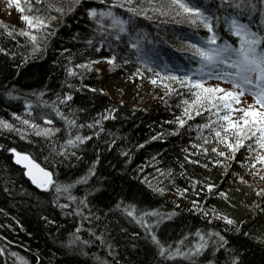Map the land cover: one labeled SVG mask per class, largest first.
Segmentation results:
<instances>
[{
    "label": "trees",
    "instance_id": "obj_1",
    "mask_svg": "<svg viewBox=\"0 0 264 264\" xmlns=\"http://www.w3.org/2000/svg\"><path fill=\"white\" fill-rule=\"evenodd\" d=\"M9 2L0 0V5ZM112 2L81 0L73 5L72 0H41L39 4L19 0L25 15H40L49 24L35 34L36 51L29 37L20 35L27 27L0 22V120L12 126H0V249L4 250L0 264H264V179L258 187L246 174L257 169L251 166L257 163L264 177V164L255 162L248 150L250 143L254 149L257 146L246 140L231 159V150L204 127L217 120L215 109L200 108L201 114L196 115V109L183 103L193 98L188 88L161 80L168 74L165 62L173 69L197 67L188 58L185 40L191 36L194 42L193 32L206 38L207 30L193 29L181 17L160 16L150 9L151 19L136 17V29L146 33L145 54L156 62L149 72L129 48L127 36L114 39L110 20H103L101 33L100 24L88 16V9L108 10ZM250 4L256 5L253 29L264 27L260 26L262 0H244L245 15L240 19L248 22ZM138 5L141 0H133L132 6ZM218 6L219 0H208V7L216 10ZM57 7L64 9L63 14L55 11ZM69 7L74 10L69 12ZM126 8L112 10L128 19ZM237 11H217L221 17L218 43L236 44L223 17ZM154 36L159 43L152 45ZM105 37L111 48L108 43L102 45ZM113 54L115 67L108 63ZM129 77L134 78V85L142 78L155 79L170 84L174 91L162 86L166 94L146 100L114 96L110 87ZM212 79L205 78V87L231 86L222 80L223 85L212 83ZM186 107L192 119L184 114ZM177 118L185 124L180 126ZM45 130L50 131L45 135ZM76 136L90 139L80 142ZM70 139L74 144L67 143ZM228 139L236 141L232 133ZM13 148L31 155L61 185L72 187L58 198L54 190L37 189L13 162ZM213 148L217 151L212 152ZM63 204L69 206L60 207ZM130 206L135 208V218L125 211ZM145 212L158 213L144 217L151 231L137 223ZM224 217L234 223L227 224ZM77 228L80 241L69 245ZM197 232L208 245L200 255L168 258L177 248L185 253L194 249L200 242ZM152 234L168 249L164 256Z\"/></svg>",
    "mask_w": 264,
    "mask_h": 264
},
{
    "label": "snow or ice",
    "instance_id": "obj_2",
    "mask_svg": "<svg viewBox=\"0 0 264 264\" xmlns=\"http://www.w3.org/2000/svg\"><path fill=\"white\" fill-rule=\"evenodd\" d=\"M16 3L17 8L20 11L24 9L20 8L19 0H13ZM39 4L41 0H36ZM101 3L104 0H100ZM73 5H79L81 0H72ZM146 3L148 7H143ZM244 0H240L239 3H233V0H219V6L216 10L208 7V0H141V5L133 7V0H113L111 7L108 10H97L95 8L88 9V16L91 19L97 21L100 24L101 33H103L104 24L103 20L108 19L111 23L108 25L109 28L116 31L114 39L120 41L122 35L127 36V44L131 50L136 53L137 60L147 68L149 72L153 71L151 64L156 62L145 54L144 50V38L146 33H142L135 27V18L138 16H145L147 19L152 17L147 15L149 9L160 16H168L172 14L174 17H181L193 28L199 29L204 28L208 32V36L199 37L195 32L191 35L196 36L193 42L191 36L185 40L187 50L190 52L188 57L190 60L195 61L197 67L195 68H183L177 67L173 69L167 62L163 64V68L167 70V75L161 77V80L175 81L181 85V87L188 88L191 96V102L184 100L183 103L191 108L196 109V115H200V108L205 110L215 109L214 115H216V121H210L205 124L204 127L210 128L215 132V138L218 143L224 144L232 152L231 159H235V153L240 147L244 145V141H254L257 146L255 149L252 144H248V150L250 153H254V161L264 164V27H257L253 29L251 19L252 14L256 11V5L250 4L248 8L250 12L247 15L248 22H242L241 16L245 15V8L242 7ZM264 3V0H262ZM126 8V11L130 13L128 19H123L118 16L112 9L116 7ZM238 10L236 14H229L223 17L226 30L231 36L236 38V44L229 43L228 41L221 40L219 33L216 31L220 27L221 17L217 15V11L227 8ZM53 7V5H49ZM74 7H69L68 11L71 12ZM31 11V6L29 7ZM55 11L63 14L64 9L57 7ZM39 12V9H36ZM261 20L260 26H264V9L260 12ZM22 19L27 23L29 29H47L49 24L46 23L45 19L40 15H24ZM50 19H56V17H50ZM179 23V21H176ZM54 34V33H53ZM11 35V32H9ZM20 35L28 36L31 43L33 44V50L36 51L39 48L38 36L33 34L32 31H21ZM89 44L92 42L89 41ZM102 45L108 43L111 48L112 44L107 41L105 37L101 41ZM151 43V41H149ZM99 51V49H97ZM116 54H113L108 63L115 67ZM128 61L125 60V63ZM92 63H98L93 61ZM81 68H88L89 65H79ZM179 72L180 74H174ZM70 74H74L70 71ZM155 75L159 76L160 73L156 72ZM205 78L222 80L226 83H230L232 86L231 90L223 87H205ZM153 84L157 83V80L151 81ZM165 88L169 89V92L174 91L170 85L165 84ZM245 94L251 95L254 98L253 104H248L247 107H234V105H240L241 98ZM71 96L67 97V100H71ZM65 101H61L64 103ZM258 105V107H256ZM207 106V107H206ZM189 107L184 109V114L188 116V119H192V115L189 112ZM237 114L233 118V114ZM58 115H62L57 112ZM19 118V117H17ZM63 118V117H62ZM108 117H104L107 119ZM180 126L185 124L183 119L177 118ZM51 123V121H47ZM23 123L28 124L27 120ZM70 124H75V121H69ZM98 124L99 121H96ZM213 125L218 127L213 128ZM0 126L5 128H11L12 126L6 121L0 120ZM93 125H88L92 127ZM35 127V126H34ZM83 127V125H81ZM50 130H45L44 134H48ZM229 133H232L236 137L235 143H232L228 139ZM37 132V135H40ZM84 139H90V137L76 136L75 140L83 142ZM68 144H74L73 140H68ZM207 143V141H205ZM14 154L15 163L21 165L26 171L25 175L29 177L32 184L36 185L37 188L43 191L54 190L57 194V198L60 194L66 193L72 187V185H61L53 179V173L47 168L42 167L31 155L17 151L15 148L10 149ZM207 151V149H205ZM217 149L213 148L212 152H216ZM219 156L224 157V152H219ZM255 167V163L252 164ZM264 179V177H261ZM80 182H86V179H82ZM243 182V181H241ZM209 191H211L212 185H209ZM163 191L162 189H157ZM264 191V190H262ZM259 194V193H258ZM223 196L224 193H221ZM70 200L75 201L76 197L69 195ZM80 203L85 204L86 200H81ZM69 205H60L62 208H67ZM131 210H125L128 216L135 218V208L130 206ZM76 214H80L77 212ZM158 213H142L141 217L137 219V223H140L146 231H151V225L147 224L144 217L156 216ZM207 215V213H205ZM87 219V217H85ZM98 219V217H97ZM227 224L231 225L234 223L233 220L224 217ZM80 229H76V233H73V239L69 241V245L75 244L80 241L79 233ZM196 235L200 238V242L197 243L194 249L189 252H181L179 248L175 250L174 254H169V259L175 258V256H193L200 255L206 248L207 242L205 237L197 232ZM219 236L220 241L227 243L223 236L219 233H215ZM151 239L159 248V254L164 256L168 249H166L155 234H152ZM83 244L87 245L88 241H82ZM183 243V241H181ZM3 249H0V253H3ZM13 255H16L13 253ZM27 264V261H24ZM233 264H238V261H234Z\"/></svg>",
    "mask_w": 264,
    "mask_h": 264
},
{
    "label": "rangeland",
    "instance_id": "obj_3",
    "mask_svg": "<svg viewBox=\"0 0 264 264\" xmlns=\"http://www.w3.org/2000/svg\"><path fill=\"white\" fill-rule=\"evenodd\" d=\"M12 0H10L9 3H7L4 6H1L0 9V22H7V23H14L18 24L20 26H23V28H28L27 23L22 19V16L25 14L23 11H20L17 6H14ZM46 21V20H45ZM47 23V21H46ZM27 25V26H25ZM27 31H32L33 34H36L37 30L36 29H29ZM150 35V33H148ZM105 63V62H104ZM106 65H109L108 63H105ZM143 79V78H142ZM140 79L136 85H134L133 77H129L126 79L119 80L115 83L114 86L110 87V90L112 94L116 97H120L122 95H126L129 97H133L135 99H141V100H146L150 99L152 96L156 95H163L166 94V89H163L162 86H164L166 83H156L153 84L152 82H148L145 80ZM214 82L220 83L218 80H213ZM170 85V84H168ZM151 92L149 93L148 91ZM124 96V97H126ZM244 107H247L248 104H253L254 103V98L250 95L244 98ZM258 107V105H256ZM237 114H233V118H235ZM255 163V170H247L248 173H246L249 177V179L253 180L257 184L258 187H260L259 182L261 179L263 171L259 169V167ZM252 166V165H251Z\"/></svg>",
    "mask_w": 264,
    "mask_h": 264
},
{
    "label": "bare ground",
    "instance_id": "obj_4",
    "mask_svg": "<svg viewBox=\"0 0 264 264\" xmlns=\"http://www.w3.org/2000/svg\"><path fill=\"white\" fill-rule=\"evenodd\" d=\"M159 43V39L157 38V37H153L152 38V45H155V44H158ZM13 162H14V160H13ZM15 163V162H14ZM16 164V163H15ZM17 165V164H16ZM18 166V165H17ZM20 167V166H19ZM21 168V167H20ZM23 169V168H22ZM24 170V169H23Z\"/></svg>",
    "mask_w": 264,
    "mask_h": 264
},
{
    "label": "water",
    "instance_id": "obj_5",
    "mask_svg": "<svg viewBox=\"0 0 264 264\" xmlns=\"http://www.w3.org/2000/svg\"><path fill=\"white\" fill-rule=\"evenodd\" d=\"M13 160H14V162H15V158H14V154H13ZM37 162V161H36ZM38 163V162H37ZM18 165V164H17ZM41 165V164H40ZM18 166H20L21 168H23L21 165H18ZM42 166V165H41ZM43 167V166H42ZM24 169V168H23ZM24 171H26L25 169H24ZM26 176V175H25ZM27 177V179L31 182V180L29 179V177L28 176H26ZM32 183V182H31ZM33 186H35L36 187V185H34L33 184ZM37 188V187H36ZM37 189H39V188H37ZM39 190H41V189H39Z\"/></svg>",
    "mask_w": 264,
    "mask_h": 264
}]
</instances>
